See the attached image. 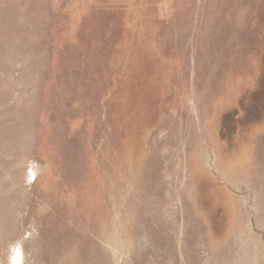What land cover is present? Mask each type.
I'll return each mask as SVG.
<instances>
[{
  "label": "rangeland",
  "instance_id": "rangeland-1",
  "mask_svg": "<svg viewBox=\"0 0 264 264\" xmlns=\"http://www.w3.org/2000/svg\"><path fill=\"white\" fill-rule=\"evenodd\" d=\"M0 264H264V0H0Z\"/></svg>",
  "mask_w": 264,
  "mask_h": 264
}]
</instances>
